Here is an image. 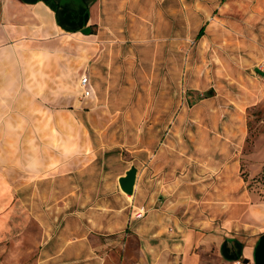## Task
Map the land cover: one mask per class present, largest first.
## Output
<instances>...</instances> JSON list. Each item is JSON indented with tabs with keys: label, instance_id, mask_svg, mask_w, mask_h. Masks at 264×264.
Here are the masks:
<instances>
[{
	"label": "crops",
	"instance_id": "crops-1",
	"mask_svg": "<svg viewBox=\"0 0 264 264\" xmlns=\"http://www.w3.org/2000/svg\"><path fill=\"white\" fill-rule=\"evenodd\" d=\"M102 1L0 0V234L10 253L0 264H264V185L251 189L241 175L244 162H251L244 128L217 131L234 136L235 146L218 156L217 173L208 182L191 180L186 171L178 181L169 179L167 139L160 146L139 145L134 157L148 164L149 181L139 180L138 171L128 195L119 179L137 164L124 168L123 153L107 142L114 130L103 127L107 117L96 110L87 116L95 128L81 141L94 135L103 145L91 144L92 152L80 157L69 151L61 164L60 136L68 137L67 144L80 143V130L62 127L59 117L60 104L76 107L67 96L72 81L82 71L88 76L84 100L98 97L102 88L124 87L118 60L108 59L97 40L107 35L102 25L125 19L98 17ZM95 24L101 25L97 31ZM262 79L250 80L262 89ZM165 131L151 126L146 132L154 137ZM179 153L187 168V146ZM195 157L199 164L204 159L201 140ZM107 166L109 173H102ZM256 173L250 170V176ZM170 188L178 189L180 205L172 204ZM141 207L146 213L137 218Z\"/></svg>",
	"mask_w": 264,
	"mask_h": 264
},
{
	"label": "rangeland",
	"instance_id": "rangeland-1",
	"mask_svg": "<svg viewBox=\"0 0 264 264\" xmlns=\"http://www.w3.org/2000/svg\"><path fill=\"white\" fill-rule=\"evenodd\" d=\"M131 1L103 0L97 13L98 17L125 19L102 25L107 35L97 40L105 46L108 59L118 60L116 68H122L126 77L121 82L124 87L102 88L97 91L98 97L84 100L78 85L84 71L77 82L72 81L67 96L77 102L76 107L60 104L59 117L62 127L80 130L75 136L80 143L67 144L64 140L68 137L60 136L61 164L67 161L64 158L69 151L80 157L92 152L91 144L95 148L103 145L94 135L81 141L83 134L95 128L87 116L100 110L107 117L103 127L115 133L107 137L108 144H117L124 168L132 161L137 164L139 180L148 182L150 170L147 163L134 157V149L153 143L160 146L167 139L172 162L169 179L178 181L186 171L191 180L208 182L217 173L214 163L218 156L235 146L231 142L234 136H218L217 131L244 128L247 142L243 148L251 162H244L241 175L251 189L264 185V88L256 89L250 80L264 77L256 71L258 67L264 72V0H139L138 6ZM100 27L95 24L93 31ZM202 28L204 33L198 36ZM131 55L133 59L129 60ZM252 97L256 99L254 104ZM151 126L166 131L152 137L146 132ZM139 129L145 133L138 135ZM198 140L203 142L204 159L200 164L195 157ZM181 145L187 146V168L179 158ZM258 163L262 165L257 167ZM252 169H257L255 176H250ZM110 170V166L104 167L102 173ZM177 191L170 188L172 204L180 205ZM2 208L0 205L3 221ZM28 223L31 225V220ZM29 231L37 232V226L33 224ZM7 245L4 234H0L2 262L10 255ZM15 252L19 254V249Z\"/></svg>",
	"mask_w": 264,
	"mask_h": 264
},
{
	"label": "water",
	"instance_id": "water-1",
	"mask_svg": "<svg viewBox=\"0 0 264 264\" xmlns=\"http://www.w3.org/2000/svg\"><path fill=\"white\" fill-rule=\"evenodd\" d=\"M86 30L87 31H84V33L90 32L91 29L90 27H88ZM256 71L260 74H264V72L258 67H256ZM137 172V167L132 166L129 170L126 171L125 175L120 177L119 179L122 190L128 195H132L134 193V188L137 181Z\"/></svg>",
	"mask_w": 264,
	"mask_h": 264
},
{
	"label": "built area",
	"instance_id": "built-area-1",
	"mask_svg": "<svg viewBox=\"0 0 264 264\" xmlns=\"http://www.w3.org/2000/svg\"><path fill=\"white\" fill-rule=\"evenodd\" d=\"M88 81H89V78L87 75H83L81 77V86H82V97H88L90 95V90L88 89L87 85H88ZM146 213V209L145 207H141L136 213H135V216L137 218H141L145 215Z\"/></svg>",
	"mask_w": 264,
	"mask_h": 264
},
{
	"label": "trees",
	"instance_id": "trees-1",
	"mask_svg": "<svg viewBox=\"0 0 264 264\" xmlns=\"http://www.w3.org/2000/svg\"><path fill=\"white\" fill-rule=\"evenodd\" d=\"M204 33V28H202L198 34V36H201Z\"/></svg>",
	"mask_w": 264,
	"mask_h": 264
}]
</instances>
